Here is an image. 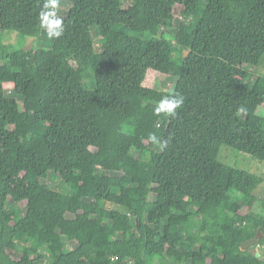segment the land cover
I'll list each match as a JSON object with an SVG mask.
<instances>
[{"label": "trees", "instance_id": "trees-1", "mask_svg": "<svg viewBox=\"0 0 264 264\" xmlns=\"http://www.w3.org/2000/svg\"><path fill=\"white\" fill-rule=\"evenodd\" d=\"M69 1L0 0V264H264V219L229 207L264 176L220 159L264 162V0ZM49 12L51 49L1 38Z\"/></svg>", "mask_w": 264, "mask_h": 264}, {"label": "rangeland", "instance_id": "rangeland-1", "mask_svg": "<svg viewBox=\"0 0 264 264\" xmlns=\"http://www.w3.org/2000/svg\"><path fill=\"white\" fill-rule=\"evenodd\" d=\"M71 7L72 4L69 0H56V7L54 9L57 15L68 16ZM180 11H181L180 8H178L175 12L177 18H182ZM49 33H50L49 29H44L39 37H26L16 31H11V32L7 31L4 33L3 36H1V38H3V40L6 43L11 44L14 48L17 49L18 48L19 49H30V48L51 49L53 47V38L52 35H50ZM93 33H94L96 48H99V45L101 43L99 27H96ZM253 72L256 74L258 73L264 74V63L258 67L253 68ZM86 81L89 84V86L92 88L93 79L87 76ZM146 83L149 86H157V87L160 86L163 88H168L174 84V81L170 80L167 76L160 75L158 72L154 70H150L147 74ZM6 89L10 90L11 93L10 85H6ZM220 159L224 163L234 166L236 173H240V171L246 170L258 176H264V162H261L260 160L248 154L239 152L231 147L228 146L221 147ZM54 185L57 186L59 190H64L65 188L62 180L59 177L55 179ZM156 191L157 190L154 189V192ZM234 195L237 196L240 199V201L237 203V202H232L231 200L229 203V207L231 210L235 209L242 212L245 211L246 213H248L249 210L255 215H259L261 216L262 219H264V183L259 185V187L254 191L255 199L253 200L252 205L249 207L245 204V199L243 195H241L240 193H236ZM258 248L263 249L260 246Z\"/></svg>", "mask_w": 264, "mask_h": 264}, {"label": "clouds", "instance_id": "clouds-1", "mask_svg": "<svg viewBox=\"0 0 264 264\" xmlns=\"http://www.w3.org/2000/svg\"><path fill=\"white\" fill-rule=\"evenodd\" d=\"M46 8L54 9L56 7V0H49V3L45 5ZM43 21L47 22L50 29V35L59 36L61 35L63 28L61 27L62 21L60 19L49 20V16H55L54 12L42 13ZM183 103L182 99H166L164 103H159L158 107L155 109L157 113L161 111L172 112L175 108L179 107ZM155 139V137H153Z\"/></svg>", "mask_w": 264, "mask_h": 264}, {"label": "water", "instance_id": "water-1", "mask_svg": "<svg viewBox=\"0 0 264 264\" xmlns=\"http://www.w3.org/2000/svg\"><path fill=\"white\" fill-rule=\"evenodd\" d=\"M260 237H261V233H259L257 235V237L252 238L250 240H247V241L243 242L242 245H241V249L242 250H247L248 248H252V247L256 246L258 244V242H259V238ZM261 255L262 254L260 252L257 253V256L258 257H261Z\"/></svg>", "mask_w": 264, "mask_h": 264}, {"label": "crops", "instance_id": "crops-1", "mask_svg": "<svg viewBox=\"0 0 264 264\" xmlns=\"http://www.w3.org/2000/svg\"><path fill=\"white\" fill-rule=\"evenodd\" d=\"M248 213L254 214V213H252V212H251V211H249V210H248Z\"/></svg>", "mask_w": 264, "mask_h": 264}]
</instances>
